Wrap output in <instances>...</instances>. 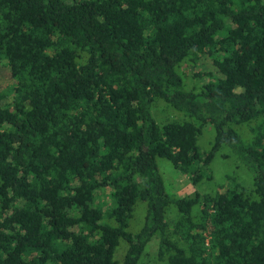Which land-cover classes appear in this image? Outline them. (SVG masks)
Wrapping results in <instances>:
<instances>
[{"label":"trees","instance_id":"16d2710c","mask_svg":"<svg viewBox=\"0 0 264 264\" xmlns=\"http://www.w3.org/2000/svg\"><path fill=\"white\" fill-rule=\"evenodd\" d=\"M203 57L218 75L188 88ZM2 65L0 264H140L155 236L167 264H264V0H0ZM224 146L249 184L167 191L159 157L196 184Z\"/></svg>","mask_w":264,"mask_h":264},{"label":"rangeland","instance_id":"374dc122","mask_svg":"<svg viewBox=\"0 0 264 264\" xmlns=\"http://www.w3.org/2000/svg\"><path fill=\"white\" fill-rule=\"evenodd\" d=\"M198 72L213 73L218 75V71L215 68L211 59L203 57L199 61V65L192 66L186 65L184 67V73L186 75V82L188 88H193L196 85L201 83L199 78H195L194 74ZM12 83V77L10 72V67L8 65L0 66V91H5L10 87ZM154 116L159 122H165L168 120H175L182 118V114L173 109L168 103L164 100L158 99L154 103V108L152 110ZM248 124L235 125V128L243 136L244 139H247L245 134V127ZM215 140V128L212 124H206L203 126L201 135L198 139V147L202 156H205L210 148L213 146ZM159 171L162 174L167 191L171 194L183 197L192 195L195 193L200 194H215L218 189H220V184L227 182L228 179H236L246 184L250 183L251 173L248 167L240 162L238 157L235 154H232V150L224 146L216 154L212 163L210 164L207 173H211L208 177H205L199 183L194 184L188 176L177 172L171 161L159 157L157 159ZM226 188V187H225ZM221 187L220 191H223ZM98 201L101 204H104L105 208L109 206L110 195L109 191H103L98 196ZM147 213L146 203L138 202L136 209L134 211L133 219L130 222L129 230L137 232L140 230L144 224L145 215ZM170 217L176 214V209L171 206ZM159 238L155 236L147 245L145 254L143 255L140 264H167L166 261L160 259L159 256ZM127 252V243L122 240L120 245L116 250L115 257L119 260H122Z\"/></svg>","mask_w":264,"mask_h":264}]
</instances>
